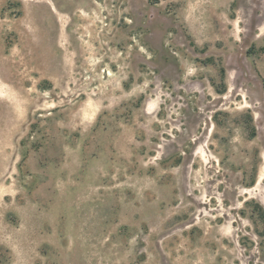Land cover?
<instances>
[{"label":"rangeland","instance_id":"obj_1","mask_svg":"<svg viewBox=\"0 0 264 264\" xmlns=\"http://www.w3.org/2000/svg\"><path fill=\"white\" fill-rule=\"evenodd\" d=\"M0 264H264V0H0Z\"/></svg>","mask_w":264,"mask_h":264}]
</instances>
